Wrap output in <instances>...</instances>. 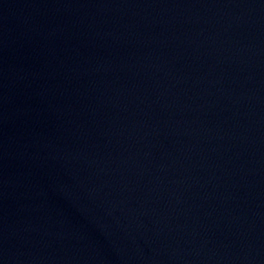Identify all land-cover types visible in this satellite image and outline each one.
Segmentation results:
<instances>
[{
  "label": "water",
  "instance_id": "water-1",
  "mask_svg": "<svg viewBox=\"0 0 264 264\" xmlns=\"http://www.w3.org/2000/svg\"><path fill=\"white\" fill-rule=\"evenodd\" d=\"M0 264H264V0H0Z\"/></svg>",
  "mask_w": 264,
  "mask_h": 264
}]
</instances>
